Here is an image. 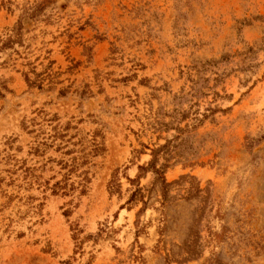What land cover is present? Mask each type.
Segmentation results:
<instances>
[{
	"label": "rangeland",
	"instance_id": "1",
	"mask_svg": "<svg viewBox=\"0 0 264 264\" xmlns=\"http://www.w3.org/2000/svg\"><path fill=\"white\" fill-rule=\"evenodd\" d=\"M0 90V264H264V0H0Z\"/></svg>",
	"mask_w": 264,
	"mask_h": 264
},
{
	"label": "trees",
	"instance_id": "2",
	"mask_svg": "<svg viewBox=\"0 0 264 264\" xmlns=\"http://www.w3.org/2000/svg\"><path fill=\"white\" fill-rule=\"evenodd\" d=\"M2 44L4 45V43H2ZM0 96H2L1 90H0ZM156 172H157V174L161 173V171H159V170H156Z\"/></svg>",
	"mask_w": 264,
	"mask_h": 264
}]
</instances>
